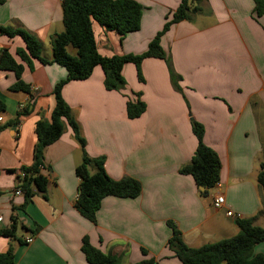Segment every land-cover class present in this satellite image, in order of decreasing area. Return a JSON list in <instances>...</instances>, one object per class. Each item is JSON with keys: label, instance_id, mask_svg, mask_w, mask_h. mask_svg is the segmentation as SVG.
Listing matches in <instances>:
<instances>
[{"label": "crops", "instance_id": "1", "mask_svg": "<svg viewBox=\"0 0 264 264\" xmlns=\"http://www.w3.org/2000/svg\"><path fill=\"white\" fill-rule=\"evenodd\" d=\"M136 1L142 5L140 27L122 38L92 22L101 55L145 51L180 2ZM201 7L202 13L172 23L160 38L179 88L165 61L158 58L142 61L143 81L137 79L135 67L126 64L121 91L104 88L100 66L88 78L62 87L86 154L102 156L111 178L131 176L141 184L135 198L104 197L94 222L74 207L78 185L74 170L82 152L67 124L44 149L41 173L49 181L45 197L35 193L22 206L23 193H14L20 167L32 162L35 123L50 119L52 89L65 78L66 69L38 60L32 69L24 65L21 77L28 92L10 90L14 73L0 69V100L5 104L0 113V229L16 219L14 238L0 234V252L11 246L15 264H90L81 251L84 237L103 253L116 256L119 264L144 258L140 248L155 258L154 264H180L167 247L172 235L168 220L189 247L235 235L237 218H251L264 227V190L257 182L259 164L264 162V14L256 16L253 0H203ZM0 25L29 31L41 42L42 56L51 58L49 35L64 29L61 0H4ZM23 46L19 37L0 36V49L7 48L17 61L15 51ZM67 51L75 54L70 45ZM136 92L146 108L130 119L126 101ZM27 105L29 113L17 119V111ZM192 121L203 126L202 140L221 163L219 186L208 196H200L190 175L178 172L196 147ZM218 190L224 206L216 209L212 196ZM227 210L233 216H227ZM252 252L264 258V241Z\"/></svg>", "mask_w": 264, "mask_h": 264}, {"label": "trees", "instance_id": "2", "mask_svg": "<svg viewBox=\"0 0 264 264\" xmlns=\"http://www.w3.org/2000/svg\"><path fill=\"white\" fill-rule=\"evenodd\" d=\"M4 0H0V4ZM203 0H180L171 17L166 20L162 28L148 42L147 48L142 53L101 55L96 46L92 22L96 21L105 30L116 31L121 38L127 33L136 31L140 27L142 5L136 0H61L62 22L64 29L59 33L49 35L51 58L42 56L41 42L29 31L21 27L0 25V36L7 38L19 37L24 46L17 48L15 53L17 61L7 48L0 49V69L14 73L15 81L10 86L12 91L28 92V84L22 80L24 65L33 68L34 60L42 64L57 63L66 69L65 78L53 86L52 93L55 103L49 120L40 119L35 123L36 142L33 147L32 162L29 166H22L19 172L17 188L21 189L24 197L23 205L38 193L45 197L48 178L41 173L44 168V149L57 140L67 124L74 139L79 144L82 152L81 162L75 167L78 177L77 195L74 202L76 210L86 219L94 222L95 213L100 207L102 199L106 196L121 198H135L141 192L140 182L131 176L119 179L111 178L104 169L102 156L90 157L85 152V140L80 133L78 122L72 115L69 105L61 95L64 84L71 80H83L90 76L95 66H100L103 73V85L107 90L121 91L126 85L122 74L123 67L130 63L135 67L136 77L143 81L141 63L145 58H158L165 61L168 66L170 79L174 86L177 85L178 76L171 68L169 55L160 45L161 36L168 30L172 23L180 20H192L202 13ZM256 16L264 14V0H253ZM120 38V39H121ZM70 45L75 49L71 55L67 51ZM30 105L17 111V119L29 113ZM146 105L140 99V92L135 93V98L126 101V116L130 119L139 117L145 111ZM5 110V104L0 100V113ZM192 132L196 138V147L188 163L179 167L178 172L190 175L200 196H208L209 190L219 181L221 163L217 153L207 146L203 138V126L192 121ZM264 140V134H263ZM258 185L264 190V162L259 164L257 175ZM172 235L167 240V247L174 253L180 264H264L261 254H253V247L264 241V227L253 224L251 218H237L238 232L228 238L206 243L198 247L187 246L180 237V231L172 221H167ZM16 219L12 217L11 224L0 229V234L14 238ZM142 258L128 264H154L155 258L147 255L144 248H140ZM81 251L86 261L90 264H119L116 256L103 253L93 247L86 237L82 240ZM0 264H15L14 253L11 246L0 252Z\"/></svg>", "mask_w": 264, "mask_h": 264}, {"label": "built area", "instance_id": "3", "mask_svg": "<svg viewBox=\"0 0 264 264\" xmlns=\"http://www.w3.org/2000/svg\"><path fill=\"white\" fill-rule=\"evenodd\" d=\"M1 121H2V117H1V115H0V122H1ZM19 175L22 176L23 173H22V172H19ZM215 186L218 187L219 184L216 183ZM14 193H15V194H22V191H21V189L16 188V189L14 190ZM212 205H213V207L216 208V209H219V208H221V207L224 206V195H223L219 190H218L217 193H215V194L212 196ZM226 214H227V216H233V213H232V211H230V210H227V211H226ZM0 219H1V217H0ZM31 240H32L31 238H28L26 241H31Z\"/></svg>", "mask_w": 264, "mask_h": 264}, {"label": "water", "instance_id": "4", "mask_svg": "<svg viewBox=\"0 0 264 264\" xmlns=\"http://www.w3.org/2000/svg\"><path fill=\"white\" fill-rule=\"evenodd\" d=\"M199 190L202 191V190H204V188L203 187H199Z\"/></svg>", "mask_w": 264, "mask_h": 264}, {"label": "rangeland", "instance_id": "5", "mask_svg": "<svg viewBox=\"0 0 264 264\" xmlns=\"http://www.w3.org/2000/svg\"><path fill=\"white\" fill-rule=\"evenodd\" d=\"M49 43V42H48ZM142 74V73H141ZM143 77V76H142Z\"/></svg>", "mask_w": 264, "mask_h": 264}]
</instances>
